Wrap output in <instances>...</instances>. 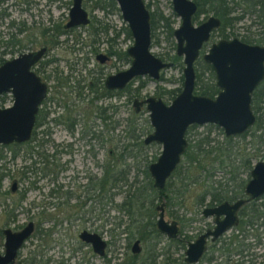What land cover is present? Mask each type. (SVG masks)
<instances>
[{"label": "rangeland", "instance_id": "374dc122", "mask_svg": "<svg viewBox=\"0 0 264 264\" xmlns=\"http://www.w3.org/2000/svg\"><path fill=\"white\" fill-rule=\"evenodd\" d=\"M143 1L149 12L155 16L150 51L160 59L170 61L169 58L174 54V40L171 41L169 37H166L165 28L158 20V15L161 14L170 18L172 28L178 25L179 20L172 12L170 0ZM69 5L70 0H0V58L4 61L29 50L27 48L30 47L28 38L40 39L38 31L41 28L50 29L52 26L64 24L67 20ZM82 6L90 19L100 20L101 26L107 27V31L99 36L101 43L91 46L90 42L93 37L90 35L89 25L73 28L58 35L56 38L58 43L47 52L44 60L52 59L46 67V72L51 75L53 69L56 68L60 86L57 85L56 79L48 81L50 84L48 95H53V101L48 103L49 112L45 123L36 128L35 138L29 145L33 150L32 154L28 153V147L22 146L15 148L17 154L12 158L10 148L0 149V171H5V176L0 182V229L15 230L18 226L31 221L34 226L38 225L39 231L43 232V234L31 235L24 242L15 261L30 260L33 257L36 264H58L59 262L113 264L121 261L124 254H129L130 244L137 236L129 237V234L123 231L127 223L126 216L112 207L111 203L106 201L107 197L101 198L100 201L85 200L87 195L85 189L95 178L102 176L103 168H106L108 172L114 171L116 177H125L127 183L133 179L137 181V185L147 181L144 172L147 171L148 164L155 161L159 155L161 146L158 143L148 145L142 143L145 135L151 131V126L147 111L143 106L138 112L134 111L133 99L141 100L147 96H157L163 103L168 104L178 93L175 89L180 90L181 87L182 65L178 64H181L179 58L177 63L160 72L158 80L139 76L130 81L117 95L112 94L108 97L93 99L94 94L87 87L90 82L99 93L102 90L101 82L106 75L129 66L128 61L118 59L117 56L131 45L132 38L130 35L126 36L122 30L125 22L116 6L115 9L108 6L109 10L106 13L94 9L90 1L82 0ZM234 14L240 13L235 11ZM252 20L253 17L244 15L233 24V28L226 31L236 33L238 36L246 35L248 32H257L258 28L253 25ZM105 38L111 39L109 43L104 41ZM39 43L37 40L34 47H38ZM11 44L14 46L12 47ZM93 47L99 50L107 48L114 53L107 62L99 64L94 58ZM194 67L201 81L208 77V73L201 68L200 64H195ZM169 90H174V93L167 94ZM62 104H66L67 115L75 119L72 134L51 121V118L63 112L65 107L62 108ZM65 114L66 112L62 113L64 116ZM84 127L85 130L90 128L93 133L92 137H94L87 144L82 142H88L87 135L82 140L75 139L79 135V129ZM46 128L50 130L47 136L40 132ZM205 135L210 141L202 145L204 149L214 146L215 142H222L224 137L219 127L204 124L188 127L185 138L187 141L194 142ZM44 139L48 141L42 143L39 149L37 143ZM69 140L74 142L72 154L70 156L65 153L54 155L55 145L66 144ZM247 140L246 137L244 140L234 139L232 142L234 146L229 154L235 165L237 160L234 157H237L238 153L242 152L246 155L253 151ZM88 149L94 151L95 155L88 154ZM37 151L53 154L56 164L63 163L71 157L70 169L56 174L57 177L53 182H49L48 180L52 177L51 173L42 175L41 170L36 167L37 162H40L35 153ZM258 155L259 159L264 157L263 146L259 147ZM183 158L182 156L177 165L180 168L179 172L173 177H168L167 182H172L175 186L186 184V190L179 198L172 199L174 204L171 207L164 205V218L168 221L175 220L178 224V241L170 242L163 235H159L156 239L158 241L156 245H153L156 240L140 241L141 251L136 263L154 248L153 252L167 250L170 257L175 258V264H179L186 241L192 240L212 225V218L201 214V209L208 202L209 196L204 197L200 206L195 203L197 196L202 194L203 190L217 185L221 188L227 185V189L232 187V182L226 181L227 168L213 164L211 168L209 167L208 176L205 173L200 175L193 169L188 171L189 168ZM211 158L212 155L206 157L207 161H211ZM32 162H35L34 165ZM54 169L57 171V168ZM23 171H25L24 175ZM199 175L200 178L196 183H189ZM183 176L187 178L183 179ZM239 179L246 181V173L235 178L236 181ZM12 180L17 182V190L14 193L9 191ZM122 182L118 180L114 188L104 193L106 196L109 192L113 193L112 201L115 204L120 203L125 194L124 190L127 188V185H122ZM58 185L62 187L57 190ZM52 186L56 193L49 196L48 192ZM108 187L109 184L106 185V188ZM67 191L71 192V196L63 207L78 205L83 201L85 204L76 210L63 208L60 203L64 200V193ZM167 191L169 192V188ZM22 192L23 197L18 201ZM91 194L89 196L95 198L93 192ZM147 197H151L154 206L164 201V198H156L154 192L148 190ZM261 202H264L263 198L255 200L254 204ZM57 206L60 208L57 209ZM9 210H12L10 214L14 215L11 221L8 219ZM247 210L248 208H245L244 211ZM239 217L241 219V216ZM118 221H120L119 225L116 224ZM261 222L262 219H258L252 226L243 227L241 224L231 227L216 242L208 243L203 259L196 264H264V226H258ZM81 229L96 232L106 240L105 256L93 255L88 245L77 240L76 234ZM2 244L3 239L0 238V252L3 250ZM47 258H49L48 262H45ZM162 258L164 257H157L156 264L162 262ZM107 259L109 261L106 263Z\"/></svg>", "mask_w": 264, "mask_h": 264}, {"label": "water", "instance_id": "95a60500", "mask_svg": "<svg viewBox=\"0 0 264 264\" xmlns=\"http://www.w3.org/2000/svg\"><path fill=\"white\" fill-rule=\"evenodd\" d=\"M114 2L132 38L131 45L126 49L130 62L127 68L106 76L104 86L107 89H122L138 76L157 80L160 71L168 68L170 62L161 60L150 51L149 10L143 0ZM170 2L172 11L180 19L179 26L173 30L175 53L182 55L180 90L168 104L156 96H147L140 101L133 99L135 111L144 104L151 126V131L142 140L143 144L158 143L161 146L155 161L147 166L152 186L157 190L164 187L167 178L179 163L187 147L185 132L190 125L213 124L221 128L226 137L239 135L253 125L255 115L250 108L251 93L264 78V42L262 45H249L236 38L220 39L201 55L202 60L211 66L215 86L219 90L214 97L194 94L193 63L202 43L207 40L209 32L218 26L219 21L209 16L202 23L193 26L190 19L196 10L195 3L192 0ZM87 23L88 14L82 7L81 0H71L64 26H85ZM41 53L42 49L23 52L0 64V93L11 91L15 97L11 107L0 109V144L20 143L29 138L37 104L45 95L44 85L29 71V67ZM97 59L102 62L104 57L100 54ZM243 195L244 198L233 202L222 201L213 207L203 208V216H213V226L186 243L184 262L196 263L205 251L207 239L214 241L235 226L238 221L237 210L244 203L264 195V159L252 165L249 179L243 186ZM155 210L157 232L168 238L175 237L177 223L164 218L163 202L156 205ZM31 230V222L17 232L3 230L4 252L0 255V264L14 262L19 247ZM78 238L90 244L98 255L104 253L106 242L97 233L82 230L78 233ZM131 252H139L137 239L132 242Z\"/></svg>", "mask_w": 264, "mask_h": 264}, {"label": "trees", "instance_id": "16d2710c", "mask_svg": "<svg viewBox=\"0 0 264 264\" xmlns=\"http://www.w3.org/2000/svg\"><path fill=\"white\" fill-rule=\"evenodd\" d=\"M85 1H90L95 6L97 5V7L99 8H104L103 5H98V3H96L97 0L94 2L91 0H85ZM104 1L108 2L110 7L115 9L114 0H104ZM194 1L197 4V13L211 12L214 16H217L221 20L223 31L226 28L229 29L233 28L234 23L239 21L244 15H247L253 17L252 23H254L253 25H255L259 31V33L257 32V34H260L261 37L262 36L264 37V0H194ZM235 11L236 12L238 11L240 14H234ZM149 15H150V30H151V39H152V34H153L152 31H154L155 16L151 12H149ZM158 20L162 22V26L165 28L166 37H171L172 27L170 26L171 23L170 18L159 14ZM124 30L126 34L129 35L128 30L126 28H124ZM243 40H246V38ZM121 55H124V53L121 52ZM1 60L2 59L0 58V61ZM170 60L172 62L173 61L176 62L178 58L173 57ZM207 69L211 77L212 71L209 68ZM210 81L211 82L209 85L203 86L197 80L194 91H196V93L198 92V94L207 95L210 97L213 96L216 89L213 84V81L212 80ZM166 93L173 94L174 90H169ZM250 105L255 115V120L253 125L246 132L233 137L232 136L223 137L222 142H215L214 146H210L207 149H204L202 146L204 144L205 145L208 144L210 141L207 135L198 138L194 142L187 141V147L184 153L182 154V156L184 157L183 160L187 163V167L189 168L187 169L188 171L190 169H193L194 172H196L197 174L201 175V173H205L206 176H208L210 168L212 167L211 165L217 164L219 167L227 168V170L225 171V173L228 174V178L226 179V181L229 180L232 182V187L230 189H227V185L223 186L222 188L220 185H217L214 187H210V189L208 190H203V193L197 196V199L195 200V203L197 205L200 206L203 203L205 196H209L207 205H212V203H218L222 200H229V201L234 200L242 196V188L245 181L241 179L236 181L235 178L242 173L248 172L252 162L259 159V155H258L259 147L260 146L264 147V82L260 83L256 87V89L252 92ZM39 119L40 118H38V120ZM246 137L248 138L247 141L250 144V146H252L253 151L246 155L242 152L238 153L239 157L238 155H237L238 158L236 156L234 157L237 160V163L235 165L234 164L235 162H232V160L230 159V154H229L234 146L232 142L234 141V139L244 140ZM13 155H15L14 152ZM209 155H212L211 161H207L206 159V157H208ZM179 169L180 168L176 166L175 169L172 171L171 175L169 176V178L177 175ZM144 173L147 181L140 185H137V181L135 179H133L130 183H127L125 177H121V176L116 177L114 171L108 172L106 168H103L102 176L100 178H95L92 183L90 181L92 185L91 189L93 190L92 192L96 199L93 198L92 196H89L92 195L91 194L92 192L89 193V195L85 196L86 200L93 199L95 201L97 200L100 201L101 198L107 197L106 201L111 203L112 207L121 211L126 216L127 223L123 227V231L129 234V237H133L134 235H136L137 239L143 242L149 241L151 239L156 240L159 238V233L156 231L154 226L155 209L151 197H147V190L150 192L151 191L154 192L156 198H164V205L166 207H171V205L174 204L172 199L174 197L177 199L180 196H182L187 187L186 184L175 186L172 184V182H167L166 180L164 187L161 190H157L153 188L152 180L151 178H149L148 172L145 170ZM4 175H5L4 172L0 171V180ZM200 175L194 177L193 180H191L189 183L191 184L196 183L198 181L197 179L200 178ZM184 178L187 177L183 176V179ZM118 180L123 181L122 185L125 186L127 185V188L126 190H124L125 194L123 196V199L120 201V203L115 204L112 201L113 193L109 192L108 196H106V194L104 193L107 184H109V188L111 190V188L115 187V183ZM168 188H169V192L167 191ZM50 195L53 196L54 193L50 192L49 196ZM260 198H263L264 201V196H261ZM254 201L255 200H252L251 202L244 205L240 213L241 219L238 223L239 225L237 226H240L241 224H242L241 226L243 227L252 226L254 222L257 221L258 219H262V222L258 224V226L259 225L264 226V220H263L264 202L255 205ZM245 208H248V210L244 211ZM243 216L245 220L244 218H242ZM116 224L119 225L120 221H118ZM239 230L241 229L239 228ZM172 262L173 261L166 259V264H172ZM179 264H183V263L179 260Z\"/></svg>", "mask_w": 264, "mask_h": 264}, {"label": "flooded vegetation", "instance_id": "af4514ba", "mask_svg": "<svg viewBox=\"0 0 264 264\" xmlns=\"http://www.w3.org/2000/svg\"><path fill=\"white\" fill-rule=\"evenodd\" d=\"M93 2L94 1H96V0H92ZM104 2V4H103V2ZM171 1V0H170ZM194 3H195V1L194 0H192ZM96 3H98V5H103L104 6V8H99V7H97V5L95 6L94 4H92L93 5V8L94 9H97V10H101L102 12L104 11L105 13L106 12H108V10H109V7H110V5L108 4V2H105L104 0H97L96 1ZM170 4H171V2H170ZM70 5H71V0H70ZM70 5H69V7H70ZM81 5H82V0H81ZM195 5H196V10H195V12H194V14L191 16V19H190V21H191V24L193 25V26H197L198 24H200V23H202L203 21H205L209 16H212V17H215V18H217L218 19V21H219V24H218V26H216V27H214L210 32H209V35H208V38H207V40L205 41V42H203L202 43V45H201V47L199 48V50H198V56H197V58L195 59V61H194V63H193V69H194V73H195V79H194V87H193V92H195L194 94H197V95H202V94H198V92L196 93V91H194V88H195V84H196V81L198 80L199 82H200V84H202L203 86H207V85H209L210 84V80H212L213 81V84H214V86H215V79H214V73H213V70L211 69V66L208 64V63H206V62H204L203 60H202V58H201V55L202 54H204L205 52H207V50L209 49V47L211 46V44L212 43H215L216 41H218V40H220V39H231V38H236V39H238L239 41H241V42H243V43H246V44H249V45H262L263 44V42H264V37L262 36L261 37V35L260 34H257V32L259 33V31H257V32H254V33H251V32H248V34H246V35H243V36H238L236 33L234 34L233 32H227L226 30L228 29L229 30V28H226L224 31H223V26H222V24H221V20L217 17V16H214L211 12L210 13H203V12H200V13H197V4L195 3ZM109 6V7H108ZM115 6H116V4H115ZM69 7H68V11H69ZM83 7V6H82ZM117 7V6H116ZM84 8V7H83ZM118 9V8H117ZM103 12V13H104ZM173 12V11H172ZM88 14V13H87ZM173 14H174V16H176L177 18H178V20H179V23H178V25L176 26V27H178L179 26V24H180V19H179V17L173 12ZM172 14V15H173ZM67 17H68V12H67ZM201 17V18H200ZM67 21V20H66ZM66 21H65V23H66ZM64 23V24H65ZM64 24H62V25H55V26H52L50 29H46V28H41L39 31H38V34H39V38L40 39H36L35 37H29L28 38V43L30 44V47H27L29 50H27V51H25V52H35V51H37V50H40V49H42V53H41V55L39 56V58L29 67V71H31L38 79H39V82H41L43 85H44V87H45V95L43 96V98L39 101V103L37 104V107H36V112H35V115H34V123H33V126H32V129H31V132H30V135H29V138H28V140H26V141H24V142H11V143H8V144H0V149H3V148H10V153H11V157L13 158L16 154H17V152H16V150H15V148H20V147H22V146H24V147H28V153L29 154H32V152H33V150H31V147L29 146L30 145V143L31 142H33V140H34V138H35V130H36V128L39 126V125H42V124H44L45 123V119H46V117H47V114H48V110H49V105H48V103H50V102H52L53 101V95L52 96H49L48 95V93H49V89H50V84L48 83V81L49 80H53V79H56V83H57V85L58 86H60L59 85V82H58V79H57V74H56V68H54L53 69V72H52V74L50 75V73H48V72H46V67H47V65L51 62V60L52 59H50V60H44V57H45V55L47 54V52L50 50V49H52L53 47H55V45L58 43V41H57V37H58V35L59 34H61V33H65V32H68L69 30H72L73 28H78V27H80V26H73V27H65L64 26ZM87 25H89V27H90V35L93 37L92 39H91V42H90V44H91V46L92 45H94V44H100L101 43V38L99 37L100 36V34L101 33H105L106 31H107V27H105V26H101V24H100V20H97V19H90L89 18V16H88V23L85 25V26H87ZM82 27H84V26H82ZM175 27V28H176ZM124 28H126L127 29V27H126V23H125V27H123V31L125 32V30H124ZM175 28H172V30H171V37H169L170 38V40L172 41V39L174 40V54H173V57H177L178 58V60H179V58L181 59V64L180 63H178L179 65H182V67H183V64H182V55H176V53H175V46H176V40H175V38H174V36H173V30L175 29ZM104 29H105V32H104ZM128 30V29H127ZM129 32V31H128ZM150 32H151V30H150ZM151 34V33H150ZM125 35L126 36H128L127 34H126V32H125ZM130 35V34H129ZM260 35V36H259ZM259 36V37H258ZM246 38V40H243V39H245ZM37 40H39V45H38V47H34V43H36L37 42ZM111 39L110 38H105V40L104 41H106V43H109V41H110ZM152 40V39H151ZM108 41V42H107ZM14 46V44H11V46ZM12 46V47H13ZM127 49V48H126ZM126 49H124V51H122L123 53H124V55H121V53H120V55H118L117 56V58L118 59H121V60H125V61H128V62H130V58H129V56H128V54L126 53ZM92 51H93V54H94V58H95V60L99 63V64H103V63H105V62H107L108 60H109V58H110V56H112V54L114 53H111V51L110 50H108L107 48L106 49H96V48H92ZM3 52V51H2ZM20 54V53H19ZM102 55L103 57H104V60L102 61V62H99V60L97 59V56L98 55ZM18 55V54H17ZM16 55V56H17ZM173 57H171V58H169V60L170 59H172ZM12 58V57H11ZM54 60H56V58H54ZM161 60H163V59H161ZM177 60V61H178ZM163 61H165V60H163ZM177 61L175 62V61H168V62H170V66L171 65H173V64H175V63H177ZM3 62V60H1L0 61V64ZM195 64H200V66H201V68L203 69V70H205V72L206 73H208V77L207 78H205L203 81H201L199 78H200V76H199V74H198V71L196 70V68L194 67L195 66ZM169 66V67H170ZM168 67V68H169ZM182 67H181V70H182ZM207 68H209L211 71H212V76L210 77V73H209V71H208V69ZM120 71V70H119ZM162 71V70H161ZM160 71V72H161ZM96 74H97V71L95 72ZM108 75H110V74H108ZM108 75H106V76H108ZM106 76L104 77V79L102 80V85H101V92H97L96 91V88L92 85V83L90 82V85H88L87 87H88V90L91 92V93H93L94 95L92 96V98L93 99H97V98H100V97H108V96H110V95H112V94H114V95H117L118 94V92L119 91H121V90H123L125 87H123L122 89H107L105 86H104V80H105V78H106ZM139 77V76H138ZM147 77V76H146ZM68 78H70V77H68ZM149 78V77H148ZM160 78V73H159V77H158V79ZM150 79V78H149ZM157 79V80H158ZM180 79H181V83H182V72H181V77H180ZM152 80V79H151ZM132 81V80H131ZM262 82H264V78H263V80H261L260 82H259V84L260 83H262ZM61 85H62V82L60 83ZM258 84V85H259ZM257 85V86H258ZM256 86V87H257ZM62 87H63V85H62ZM256 87H255V89H256ZM22 88V86H20L19 87V89H21ZM215 89H216V91H215V93L213 94V96H211V97H214L215 95H216V93L218 92V87L217 86H215ZM254 89V90H255ZM176 91H179V89H175ZM253 90V91H254ZM252 91V92H253ZM97 92V93H96ZM177 94V93H176ZM175 94V95H176ZM174 95V96H175ZM251 95H252V93H251ZM173 96V97H174ZM205 96H207V95H205ZM157 97V96H156ZM208 97H210V96H208ZM135 99V98H134ZM138 100V99H137ZM142 100V99H141ZM14 101H15V97H14V94H12V92L10 91V92H2V93H0V109L1 108H7V107H11L12 105H13V103H14ZM140 101V100H139ZM250 102H251V100H250ZM57 105H58V102H57ZM63 106L65 107L64 108V110H62L63 112L62 113H64V112H66V114H65V116L64 115H62V113L61 114H59V115H57V116H55V117H53V118H51V121H53L55 124H57V125H60V126H62L67 132H69L70 134H72V131H73V128H74V124H75V119L73 118V117H70V115H67L68 113H67V108H66V104H62V108H63ZM132 106H133V103H132ZM144 107V104H141L140 106H139V109H138V111L140 110V108L141 107ZM134 108V107H133ZM250 108H251V105H250ZM252 110V109H251ZM134 111H135V109H134ZM138 111H135V112H138ZM99 112H100V114H101V110H99ZM253 112V111H252ZM254 114V113H253ZM64 116V117H63ZM99 117H102V118H104V116H101V115H99ZM38 118H40L39 120H38ZM190 126H192V125H190ZM189 126V127H190ZM221 129V128H220ZM249 129V128H248ZM247 129V130H248ZM87 130V131H86ZM85 130V127L84 128H80L79 129V135H78V137H76L75 139H84V137L87 135V139H88V142L87 141H82L84 144H87V143H89V141H91V139H93L94 137H92L93 136V133H92V131L90 130V128H88V129H86ZM246 130V131H247ZM187 131V130H186ZM245 131V132H246ZM41 133H43V134H45L46 136L48 135V134H50V130L49 129H45V130H41L40 131ZM223 133V132H222ZM244 133V132H243ZM185 134H186V132H185ZM242 134V133H241ZM240 135V134H239ZM223 136H224V134H223ZM233 136H236V135H233ZM232 136V137H233ZM224 137H226V136H224ZM228 137H231V136H228ZM48 140H46V139H44V140H42V142L40 141V142H38L37 143V147H39V149H41V147H42V143L44 144L45 142H47ZM73 141L72 140H69L68 142H66V144H62V145H59V144H57V145H55V148H56V150H55V154L54 155H63L64 153L65 154H67V155H69L70 156V154H72V152H73V148H72V145H73ZM143 143V142H142ZM150 144V143H149ZM144 145H148V144H144ZM89 150V149H88ZM87 150V151H88ZM13 152L15 153V155H13ZM35 153H37V159H39L40 160V162H37V165H36V167H38L39 168V170H41V172H42V175H46V174H48V173H51V175H52V177L48 180L49 182L50 181H52L53 182V180L57 177L56 176V174H61L63 171H66V170H69L70 169V164H71V157H68L67 158V160H65L63 163H55L54 162V160H55V156H53V154H45L44 152H41V151H37V152H35ZM184 153V152H183ZM88 154H90L91 156H94L95 155V152L94 151H92V150H89L88 151ZM0 157H1V154H0ZM182 157V156H181ZM181 159V158H180ZM264 159V157L263 158H261V159H258V160H256V161H259V160H263ZM256 161H253L252 162V164H251V167H252V165L256 162ZM180 162V161H179ZM35 163V162H34ZM34 163L32 162V164L34 165ZM39 164L41 165V166H39ZM179 164V163H178ZM177 164V165H178ZM251 167H250V169H251ZM24 168L25 169H28L26 166H24ZM54 168H57V171H55V169ZM33 169H37V168H35V167H33ZM250 169L248 170V172L246 173V175H247V179H246V181L249 179V171H250ZM50 171V172H49ZM24 173H25V171H23L22 172V174L24 175ZM172 173V172H171ZM4 174H5V171H4ZM171 175V174H170ZM5 176V175H4ZM2 179H3V177H2ZM1 179V180H2ZM168 179V178H167ZM1 180H0V182H1ZM246 181L244 182V184L246 183ZM89 183V182H88ZM14 184V185H13ZM53 184V183H52ZM244 184H243V186H244ZM11 187H12V189H11ZM62 187V185H58V186H56V189L58 190L59 188H61ZM92 185L91 184H89V186L85 189V191L87 192V195H89V193H90V191H93L92 189ZM105 193H106V191L108 190H110V188L108 187V188H106L105 187ZM17 190V182H16V180H12L11 182H10V185H9V191L11 192V193H14L15 191ZM50 192H52V193H56V190H55V188H53V186L49 189V194H50ZM58 192V191H57ZM23 192L19 195V199H18V201L20 200V199H22V197H23ZM48 194V195H49ZM71 194V192L70 191H67V192H65L64 193V196H65V198H64V200L60 203L61 205H62V207L64 206V204H66L67 202V200H68V198L71 196L70 195ZM86 195V196H87ZM264 196V195H263ZM245 197V195H243V188H242V196H240L239 198H244ZM261 197V196H260ZM259 197V198H260ZM259 198H256V199H252V200H257V199H259ZM236 199H238V198H236ZM236 199H234V200H222V201H228V202H233V201H235ZM86 200V199H85ZM252 200H250V201H248V202H246V203H244L238 210H237V213H236V215H237V218H238V221H237V224L236 225H238V223H239V221H240V213H241V210H242V208L244 207V205L245 204H247V203H249V202H251ZM222 201H220V202H222ZM162 202H163V212H164V201L162 200ZM220 202H218V203H212V205H207V203H205V205H204V207L203 208H205V207H213V206H215V205H217V204H219ZM80 203H82V204H80ZM78 205H72V206H65V207H63V208H71V209H73V210H76L77 208H81L84 204H85V201H83V202H80ZM16 204V203H15ZM158 205V204H157ZM156 206V205H155ZM155 206H154V209H155ZM58 208H60L59 206H57V209ZM203 208L201 209V212H202V210H203ZM13 209V208H12ZM62 209V208H61ZM12 212V210H9V213H8V219H10V221L11 220H13V218H14V215L13 214H10ZM155 219H156V215H157V211L155 210ZM10 217V218H9ZM204 217H211L212 218V225L210 226V227H208V228H206V229H210V228H212V226H213V216H204ZM155 219H154V226H155ZM175 221V220H174ZM28 222H31V221H27L25 224H22V225H20V226H18V228L17 229H15V230H13V229H10V228H1L0 229V238H2L3 239V244H2V247H3V250L0 252V255H2L3 254V252H4V234H3V230H5V229H9L11 232H17V231H19V230H21ZM32 223V230H31V232H30V234L28 235V237L27 238H25V240L23 241V243L21 244V246L19 247V249H18V251H17V254H18V252H19V250H20V248L22 247V245L24 244V242L27 240V239H29L30 237H31V235H37V233L38 234H43V232L42 231H39V227H38V225H35L34 226V224H33V222H31ZM177 223V222H176ZM235 225V226H236ZM177 226H178V224H177ZM235 226H233V227H235ZM156 229V228H155ZM205 229V230H206ZM230 229V228H229ZM82 230H85V229H81V230H79L78 231V233L80 232V231H82ZM204 230V231H205ZM87 231V230H86ZM157 231V230H156ZM227 231V230H226ZM225 231V232H226ZM35 232V233H34ZM88 232H91V231H88ZM178 232H179V227H178V231H177V234H176V236L175 237H173V238H168V237H166L164 234H160L159 233V235H163V236H165L170 242H175V241H178V239H177V236H178ZM203 232V231H202ZM78 233L76 234V238H77V240L78 241H80L81 243H83V244H85V245H88L89 247H90V244H88V243H84L83 241H81L79 238H78ZM96 233V232H95ZM201 233V232H200ZM199 233V234H200ZM223 234V233H222ZM198 235V234H197ZM196 235V236H197ZM195 236V237H196ZM194 237V238H195ZM221 236H219L217 239H215L214 241H209V239H207V241H206V248H205V251L203 252V254L201 255V257H200V259L198 260V261H200L201 259H203V257H204V255H205V252H206V250H207V248H208V243H214V242H216L219 238H220ZM102 238V237H101ZM193 238V239H194ZM103 239V238H102ZM137 239V238H136ZM192 239V240H193ZM135 239H133V241H134ZM138 240V247H139V252H137V253H133V252H131V246H132V243L130 244V247H129V254H124V256H123V258L121 259V261H117V262H115V263H113V264H156V258L157 257H164V258H162L161 259V261L162 262H160V263H158V264H166V259H169V260H171V261H173L172 262V264H175L176 263V261H175V258H171L170 257V254L168 253V251L166 252L165 250H161V251H159V252H153V249L154 248H152V251H148L147 252V254L145 255V257L143 258V259H141L140 261H138L137 263H136V260H137V257H139V254H140V251H141V247H140V240L139 239H137ZM152 240V239H151ZM155 240V239H154ZM192 240H190V241H192ZM132 241V242H133ZM105 242H106V240H105ZM156 242H158L157 240L153 243V245H156ZM188 241H186V243H187ZM186 243H185V245H186ZM129 246V242L127 243V247ZM106 247H107V242H106V246H105V248H104V253L102 254V255H98L97 253H95L92 249H91V247H90V250H91V252L93 253V255H96V256H98V257H103V256H105V250H106ZM186 248V247H185ZM185 248H184V250H185ZM152 252V253H151ZM16 257H17V255H16ZM167 257V258H166ZM166 258V259H165ZM184 251H183V256H182V260H180L183 264H188V263H186V262H184ZM16 259V258H15ZM15 259H14V262L12 263V264H36L35 262H34V258L33 257H31V259L30 260H28V259H21V260H19V261H15ZM48 259L49 258H47L46 260H45V262H48ZM109 261V259H107V260H105V262L107 263ZM123 261V262H122ZM197 261V262H198ZM196 262V263H197ZM63 263H65V264H67L66 262H59L58 264H63ZM196 263H190V264H196Z\"/></svg>", "mask_w": 264, "mask_h": 264}]
</instances>
